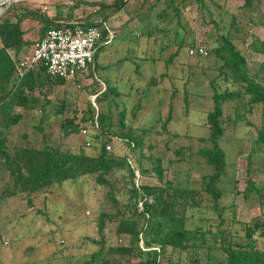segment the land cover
Here are the masks:
<instances>
[{
    "label": "rangeland",
    "instance_id": "rangeland-1",
    "mask_svg": "<svg viewBox=\"0 0 264 264\" xmlns=\"http://www.w3.org/2000/svg\"><path fill=\"white\" fill-rule=\"evenodd\" d=\"M102 1L111 0H5L0 2V17L6 14L11 17L16 11L29 13L21 25L28 26L29 37L37 38L42 24L39 14L88 21L99 7L96 2ZM252 3L246 6L243 0H127L106 19L114 35L110 40H100L96 58L85 78L67 80L63 91L57 90L62 86L51 85L53 90L48 94L53 98L64 94L68 101L66 115L76 107L82 110L89 101L96 109L106 110L107 99H102L100 94L94 97L93 93L103 90L105 84L116 85L121 93L115 100L118 108L111 106L114 119L123 113L133 131L140 133L142 127L148 129L142 147L130 149L124 141L115 138L110 141L109 152L128 155L135 167L134 180L140 184H162L153 172L140 170L141 166L154 164L153 154L162 158L165 179L198 186L201 174L213 171L197 152L200 146L208 145L206 114L213 105L210 80L217 74L219 63L212 45L220 33L230 32L247 53L251 72L264 62V53L251 50L245 43L264 39V24L259 22L264 21V0H252ZM148 29L152 31L149 35ZM198 40L204 42L208 51L204 56L189 53ZM28 47H32L31 43L27 50ZM259 75L264 81V68ZM224 111L231 119L224 123L225 129L219 138L226 163L217 184L223 190L220 202L224 206L225 225L234 232L232 239L235 240L243 234L242 221L263 217L264 150L252 151L255 146L252 138L264 118V106L255 104L250 111L246 107L238 108L237 113L244 112L252 121L250 124L245 119L234 123L232 118L236 112L229 104L224 105ZM49 118L53 122H46L43 130L34 129L37 139L44 132L47 144L73 150L84 145L89 153L95 150L94 145L99 146L89 125L84 126L86 134L80 132L64 138L60 118L57 116L54 120L52 115ZM31 129V124L19 121L13 127V135ZM86 139L90 145L85 144ZM149 143L153 148L148 147ZM177 147L182 150L180 155L175 154ZM248 158L249 177L255 180L259 192L253 190L245 199L240 190L248 177ZM127 166L113 167L106 176L123 203L130 198L126 191V185L131 182ZM95 175H75L49 188L40 187L28 204L25 192L18 189L9 192L12 182L0 164V264H82L98 247L91 238L99 237L96 227L99 212L112 208L107 196L108 185L97 182ZM148 199H153L152 194ZM204 203L188 208L186 226L207 228L211 222L218 221ZM114 224L108 222L105 227L107 242L128 243L127 236L115 232ZM257 244L264 248V237H259ZM168 252L173 261L178 259L180 264H190L185 252L173 249ZM197 255L199 264H214L210 259L207 262L206 248L199 249ZM136 260L138 257L132 254L130 261Z\"/></svg>",
    "mask_w": 264,
    "mask_h": 264
},
{
    "label": "trees",
    "instance_id": "trees-1",
    "mask_svg": "<svg viewBox=\"0 0 264 264\" xmlns=\"http://www.w3.org/2000/svg\"><path fill=\"white\" fill-rule=\"evenodd\" d=\"M126 2L127 0L96 2L99 7L90 20L75 21L84 26L101 25L102 21L122 8ZM252 4V0H243V5ZM28 15L30 14L25 11H16L11 17L7 14L0 17V164L8 173L9 182H12L9 192H14L15 189L25 192L27 203L31 204V195L40 187L49 188L52 184L61 183L75 175L96 173L95 180L108 185L107 196L112 208L99 212L96 220L99 237L91 238L98 247L90 252L82 264H180L178 259L172 260L168 252L172 249L185 252L190 264H199L197 251L201 248H206L207 262L210 259L214 264H264V248L257 244L258 238L264 237V210L262 218L242 221L243 234L233 240L234 232L225 225L222 214L224 206L220 198L223 190L217 184L226 163L225 151L219 144V138L224 132V123L231 119L225 113L224 105L229 104L235 110L236 116L232 118L234 123L237 119H245L247 124L252 122L244 112H237L239 107H246L250 111L255 104L261 103L264 106V81L259 75L264 68V62L251 72L247 53L237 45L235 37L230 32L220 33L217 42L212 45L219 63L217 74L210 80L213 105L206 114L208 145L197 149L204 162L213 167V171L201 174L198 186L173 182L165 179L162 158L152 154L154 164L149 167L141 166L140 170L142 173L153 172L162 184H140L134 180L135 167L128 160V155H115L105 147L115 138L124 141L130 149L142 147L143 136L148 129L142 127L140 133L133 131L125 122L124 114L119 113V109V114L114 119L111 106L118 108L119 103L115 100L121 93L116 85L105 84L104 89L95 95L97 97L100 94L102 99H107L106 110L96 109L89 101L82 110L76 107L71 114L66 115L64 96L53 99L46 96L51 85L65 81L62 77H51L41 62L20 74L18 60L27 52V46L31 43L23 38L25 29L21 25ZM57 16L60 15L39 14L42 23L38 29L39 36L50 27L71 24L73 21L62 20ZM259 22L264 24L263 20ZM152 31L148 29L146 33L149 35ZM101 33V39H106L107 30L102 28ZM245 43L251 50L264 53V39ZM98 47L99 44L94 60ZM46 83L48 89L41 92V97L31 96L36 87H44ZM36 103L42 110V117L38 122L31 123L30 131L18 132L14 136L13 127L21 118L15 107ZM50 111L60 118L61 128L66 121L76 122L79 129L89 125L99 146L94 145L95 150L89 153L84 145L73 150L47 144L44 132L41 133V139H37L33 131L36 128L43 130L44 116ZM255 133L252 138L255 144L252 151L264 150V118L256 126ZM148 147L153 148V144L149 143ZM174 151L176 155L182 153L180 147ZM124 164L128 165L131 178V182L126 185L130 198L125 203L115 195V186L106 177L113 167ZM246 172V184L240 190L245 199L253 190L259 192L255 180L249 177V158ZM235 182L234 179V184ZM151 194L153 199L149 200ZM205 200L207 204L204 203ZM203 203L214 212L218 221L211 222L207 228L186 226L188 208L200 207ZM108 222L115 223V232L127 236L128 243L107 242L104 230ZM132 254L138 260L131 262Z\"/></svg>",
    "mask_w": 264,
    "mask_h": 264
},
{
    "label": "built area",
    "instance_id": "built-area-1",
    "mask_svg": "<svg viewBox=\"0 0 264 264\" xmlns=\"http://www.w3.org/2000/svg\"><path fill=\"white\" fill-rule=\"evenodd\" d=\"M102 28L107 30L106 39L110 40L114 33L106 20L102 21L101 25L88 26L73 20L71 24L48 28L42 36L35 39L31 52L22 55L18 60L17 67L20 74H24L41 62L51 77H62L66 81L85 78L89 66L93 64L94 53L101 40ZM189 53L206 55L204 42L198 40L194 48L189 49ZM77 86L79 87L80 83H77ZM79 132L86 134L87 129L83 127ZM85 144L90 145V141L85 140ZM105 147L108 151L112 148L110 143Z\"/></svg>",
    "mask_w": 264,
    "mask_h": 264
},
{
    "label": "crops",
    "instance_id": "crops-1",
    "mask_svg": "<svg viewBox=\"0 0 264 264\" xmlns=\"http://www.w3.org/2000/svg\"><path fill=\"white\" fill-rule=\"evenodd\" d=\"M68 21V20H67ZM22 25H24V24H22ZM23 27V26H22ZM24 29H25V32H24V34H23V38L24 39H26V40H29L30 39V41H31V48H29L28 47V50H27V52H25L24 54H27V53H30V51L32 50V48H33V44H34V41H35V39L36 38H31V37H29V30H28V26L26 27V26H24L23 27ZM39 36V35H38ZM37 36V37H38ZM23 54V55H24ZM82 78H84V77H82ZM65 82H66V80L63 82V83H57V84H53V85H56V86H62L61 88L60 87H57V90H64L65 88ZM45 86H48V84L46 83L45 84ZM43 90H46V89H44V87H36L32 92H31V96H34V97H41L42 96V91ZM53 90V88L51 87L50 88V90L49 91H52ZM94 95H96V92H94L93 93ZM47 96V98H50V99H52L53 97L50 95V94H47L46 95ZM64 96V94L62 95V97ZM34 102H37V101H34ZM65 102H68L67 100L65 101ZM15 111L16 112H19L20 114H21V118L19 119V121H23V122H26V123H28V124H31V123H36V122H38L39 121V119H40V117H42V110H41V108H40V106L38 105V103H36V104H33V105H30V106H26V107H23V106H16L15 107ZM50 115H52V116H54L55 117V119L54 120H57L58 118H57V114H54V113H52L51 111L50 112H47L46 114H45V116H44V123H46V122H53V120H49L50 118ZM80 132H78V134H79ZM73 135H77V133H70V134H67V136L66 135H64V138L66 137H71V136H73ZM87 137V136H86ZM86 137H84V139L86 138ZM87 140V139H86ZM85 147V146H84Z\"/></svg>",
    "mask_w": 264,
    "mask_h": 264
},
{
    "label": "water",
    "instance_id": "water-1",
    "mask_svg": "<svg viewBox=\"0 0 264 264\" xmlns=\"http://www.w3.org/2000/svg\"><path fill=\"white\" fill-rule=\"evenodd\" d=\"M5 0H0V2H4ZM11 1V0H9ZM79 125L74 121H66L62 125V131L64 135L70 134V133H78L79 132Z\"/></svg>",
    "mask_w": 264,
    "mask_h": 264
},
{
    "label": "bare ground",
    "instance_id": "bare-ground-1",
    "mask_svg": "<svg viewBox=\"0 0 264 264\" xmlns=\"http://www.w3.org/2000/svg\"><path fill=\"white\" fill-rule=\"evenodd\" d=\"M1 8V7H0Z\"/></svg>",
    "mask_w": 264,
    "mask_h": 264
}]
</instances>
